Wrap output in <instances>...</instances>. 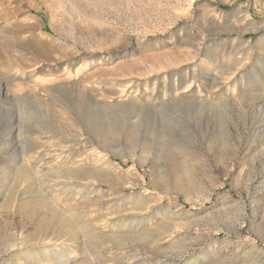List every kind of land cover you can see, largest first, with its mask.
Instances as JSON below:
<instances>
[{
    "label": "rangeland",
    "instance_id": "obj_1",
    "mask_svg": "<svg viewBox=\"0 0 264 264\" xmlns=\"http://www.w3.org/2000/svg\"><path fill=\"white\" fill-rule=\"evenodd\" d=\"M0 264H264V0H0Z\"/></svg>",
    "mask_w": 264,
    "mask_h": 264
},
{
    "label": "bare ground",
    "instance_id": "obj_2",
    "mask_svg": "<svg viewBox=\"0 0 264 264\" xmlns=\"http://www.w3.org/2000/svg\"><path fill=\"white\" fill-rule=\"evenodd\" d=\"M67 184V183H66ZM65 185V184H64Z\"/></svg>",
    "mask_w": 264,
    "mask_h": 264
}]
</instances>
